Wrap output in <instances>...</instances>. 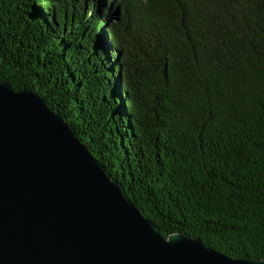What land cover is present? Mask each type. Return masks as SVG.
<instances>
[{
	"label": "trees",
	"instance_id": "1",
	"mask_svg": "<svg viewBox=\"0 0 264 264\" xmlns=\"http://www.w3.org/2000/svg\"><path fill=\"white\" fill-rule=\"evenodd\" d=\"M31 88L166 237L264 258V0H0Z\"/></svg>",
	"mask_w": 264,
	"mask_h": 264
},
{
	"label": "water",
	"instance_id": "2",
	"mask_svg": "<svg viewBox=\"0 0 264 264\" xmlns=\"http://www.w3.org/2000/svg\"><path fill=\"white\" fill-rule=\"evenodd\" d=\"M0 264H264L163 237L68 123L0 80Z\"/></svg>",
	"mask_w": 264,
	"mask_h": 264
}]
</instances>
